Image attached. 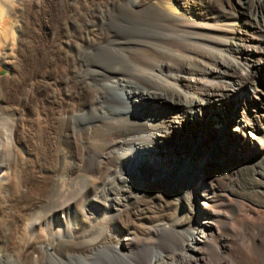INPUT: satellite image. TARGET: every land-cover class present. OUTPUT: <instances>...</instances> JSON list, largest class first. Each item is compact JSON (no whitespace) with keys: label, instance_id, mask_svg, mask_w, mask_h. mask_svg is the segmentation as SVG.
<instances>
[{"label":"bare ground","instance_id":"bare-ground-1","mask_svg":"<svg viewBox=\"0 0 264 264\" xmlns=\"http://www.w3.org/2000/svg\"><path fill=\"white\" fill-rule=\"evenodd\" d=\"M0 71L25 264H264V0H0Z\"/></svg>","mask_w":264,"mask_h":264},{"label":"rangeland","instance_id":"rangeland-1","mask_svg":"<svg viewBox=\"0 0 264 264\" xmlns=\"http://www.w3.org/2000/svg\"><path fill=\"white\" fill-rule=\"evenodd\" d=\"M240 71H242V70H240ZM2 74H3V72L1 71L0 76ZM241 75H243V73H241ZM245 75L246 76H245L244 80L246 82H250V79H253L252 75H251L252 77H250L249 74H248V76H247V74H245ZM242 78H244V77H242ZM239 79H241V78H239ZM250 87H251L250 84L249 85L244 84L243 86L241 85L240 87H235L236 88L235 90L238 91L237 93H240V92L242 93L244 91L246 92L247 90H249ZM167 104L168 103H166V107H167ZM215 120L218 122L217 119H215ZM36 125H37V127H43L44 126L42 120L39 119V118L36 121ZM230 127H231L230 130H232V131L235 129V127H232V126H230ZM21 128L22 129L20 131H21L22 140L28 142L30 151L34 152V153H32L33 158L37 159L39 155L44 154V148H42L35 139H32L29 136L28 132L26 131V129L24 127H21ZM127 136H123L122 138L127 137ZM92 141H90V142L94 143V144H91V145H95V143H97V140H94L95 142L94 141L92 142ZM3 143H4V140H3V137L1 136V132H0V148L3 149L2 153H4V156L1 158V160L6 162V163H8V165H9V170L7 171V173L5 175L6 180L3 181V184L7 185L9 183L10 177H12L14 171L17 168L22 167V156L15 148H13V150H11L10 147H8L7 145H5ZM252 152L254 153L255 156L259 155L258 154L259 152L257 151V149H253ZM227 153L228 152L225 151V154H227ZM223 158L225 159V161H223V164H221V165L209 164L210 166L202 168L201 171H203V170H205L207 172L209 171V172L214 173L215 175L216 174H220V173H224V174L227 173L226 167H228V164L230 162L226 160L227 157H223ZM231 163H232V161H231ZM10 174H11V176H10ZM7 176H9V177H7ZM223 177H224V179H220L219 180V183H218L219 185L218 186H216L215 183L210 182V181L208 182V185L214 184L217 188H219V190L223 191V193H226L228 191V189L230 188V184H229V181H227L228 176L225 177L223 175ZM255 177H256V175H255ZM258 177L259 176H257V178ZM223 181H224L225 184L223 183ZM11 183H13V182H11ZM186 185L187 186L185 187V191L188 192L187 193L188 202H191L192 199H193L192 198L193 196H191L190 190L192 189L194 184L193 183H189V184H186ZM214 185H213V187H214ZM91 188H92V186H88L86 189L89 190ZM166 189H168V187H166ZM183 190L184 189H181L180 187H176V188H174V190L171 189V193H173V198H175V195L181 196L180 194H181V192ZM99 193H97V194H99L101 196V192H99ZM77 194H79V193L76 192L75 195H77ZM11 198H12V195L2 196L0 194V236L3 234V231H5L7 229H9L10 234L12 235V236L10 235L8 242H3L0 239V264H25V262H24L25 260L24 259H25L26 255L34 256L36 254V251L34 250L35 249L34 247L36 246L37 243L45 241L46 240L45 239L46 236L44 235L43 231H41V229H38V231H34V232H31V231L27 230L26 223L29 222L32 217L22 216L23 218L22 217L19 218V220L17 222L18 224L10 225L9 220H11L12 215H13ZM74 198H73L74 200L72 199L73 202L75 201V203H73V204L75 206H77V207L80 206L81 202H83V200H82L83 198L79 199L76 196ZM183 203H184L183 201H180L179 205H183ZM43 204H47V203H45V201H43ZM49 211H50V209L45 210L44 211V215L47 214ZM86 233H90V231L87 229ZM159 245L160 244H155V243H153V244L152 243L145 244L144 247H143V253H142L141 261L142 262H146L147 259L152 256L151 254L155 251L156 247H160V248H157L158 250H162L164 248L162 245H160V246ZM27 247L29 249V250L27 249L28 252L26 251ZM24 252H25V254H24ZM49 252H50V250L47 251V253H49ZM165 257H166V255H165ZM32 262L33 261L31 260V262H30L31 264H36V263L37 264H45L44 263L45 262L44 259L42 261H40V262H33V263Z\"/></svg>","mask_w":264,"mask_h":264},{"label":"water","instance_id":"water-1","mask_svg":"<svg viewBox=\"0 0 264 264\" xmlns=\"http://www.w3.org/2000/svg\"><path fill=\"white\" fill-rule=\"evenodd\" d=\"M0 73H1V71H0ZM210 164H212V162L210 163ZM191 166V165H190ZM194 166V165H193Z\"/></svg>","mask_w":264,"mask_h":264}]
</instances>
